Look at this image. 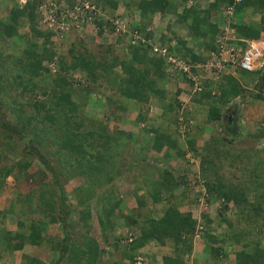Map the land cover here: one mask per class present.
<instances>
[{
  "label": "trees",
  "instance_id": "obj_1",
  "mask_svg": "<svg viewBox=\"0 0 264 264\" xmlns=\"http://www.w3.org/2000/svg\"><path fill=\"white\" fill-rule=\"evenodd\" d=\"M36 1L22 7L11 1L0 18V195L8 177L20 181L29 175L33 160L49 179L10 200L17 209L13 230L4 228L0 210V264H13L14 253L25 245L52 253L50 264H133L149 243L169 249L162 255L164 264H198L188 259L195 235L203 241L207 263L222 264L232 256L230 264H264V147L257 150L247 142H264V120L253 131H243L238 122L245 111L234 101L237 96L247 101L250 93L264 105V73L256 70L250 83L226 72L218 80L202 78L201 89L190 93V73L164 67L148 45L131 42L126 34L108 43L99 22L93 37L104 46L97 54L84 44L87 30L52 41V32L36 23ZM119 1L124 12L137 17L132 26L140 35L192 62L203 60L199 48H213L220 33L217 19L232 0H192L189 6L186 0H99V6L112 14ZM255 12L258 21L250 18ZM156 14L174 15L186 38L169 26L167 34L155 32L151 21ZM233 15L230 26L236 35L264 37V0H241ZM72 34L76 41L58 52ZM94 92L102 93L99 117L85 112ZM187 102L204 111L203 123L217 127H209L200 144L204 128L192 124ZM153 104L159 108L149 114ZM149 149L159 153L161 167L145 160ZM171 160L196 164L199 178L176 172ZM124 175L134 185L127 196L133 199L131 208L113 185ZM200 183L202 192H189ZM69 195L73 202L67 201ZM215 200L222 206L211 216L208 205ZM92 203L109 253L90 233ZM193 205L200 206L196 215ZM229 205L230 218L225 215ZM46 224H57L59 235L43 234ZM119 226L124 234L117 233ZM37 259L22 253L19 264H41Z\"/></svg>",
  "mask_w": 264,
  "mask_h": 264
},
{
  "label": "built area",
  "instance_id": "obj_2",
  "mask_svg": "<svg viewBox=\"0 0 264 264\" xmlns=\"http://www.w3.org/2000/svg\"><path fill=\"white\" fill-rule=\"evenodd\" d=\"M27 1L29 0H14V4L22 7ZM239 2L241 0H232L224 6L222 13L226 20L218 26L220 33L213 40V48H199L197 52L204 58L202 61L192 62H187L188 59L169 51L167 45H162L156 40L153 42L152 37L140 35L136 27L132 26L134 19L122 11L115 10L112 14H106L96 0H37L34 12L37 25L52 32V41L59 40L70 32L82 35L87 30L88 33L94 34L99 28L98 21H101V36L107 37L108 43L112 42L115 36L126 34L131 37V42L139 41L148 45L149 53L161 57L164 67L190 73L194 82L191 93L201 89L199 79L202 78L218 80L225 72L236 76L241 70H259L264 73V37L243 38L236 35L234 28L230 26L229 19ZM191 3L192 0H186L185 6ZM106 24L111 26V33L107 32ZM192 68L196 69L195 74L191 71ZM234 101L239 105V109L243 106L240 97L237 96ZM262 126L264 127V122ZM183 130L184 127L180 125L179 131ZM134 264H141L140 256L135 258Z\"/></svg>",
  "mask_w": 264,
  "mask_h": 264
},
{
  "label": "rangeland",
  "instance_id": "obj_3",
  "mask_svg": "<svg viewBox=\"0 0 264 264\" xmlns=\"http://www.w3.org/2000/svg\"><path fill=\"white\" fill-rule=\"evenodd\" d=\"M11 1L14 2V0H11ZM11 1L10 0H0V18H4V16L6 15L8 9H9V5L11 4ZM96 1H97L98 5H99V0H96ZM122 4L123 3H121L119 1V3H118L119 7L116 9L117 11L122 10ZM233 14H234V12L231 15L232 17H230L231 20L229 19L230 20V24L233 22V19H234L233 18L234 17ZM127 15L131 16V13L130 14L127 13ZM174 17L175 16L172 15V17L167 19V25L168 26L171 23L173 25L175 24L174 23L175 21L173 19ZM258 17H259V14L257 12H255L254 14H251L250 18L252 20H254V21H258ZM224 20H226V18L224 17V14L220 13L219 17L217 19V23L220 25L221 23H223ZM159 21L160 20L158 19L157 20V24H159ZM175 25H177V24H175ZM178 27L179 28H176V27L173 26V28L176 31L178 30L177 35L180 36V37H185L186 38V36H187L186 30L183 29V27H181V26H178ZM89 34L90 35H88L86 37H89L91 40H88V38L86 39V37L83 38L84 44L86 45L87 49L90 52H92L93 54H97L99 52L98 48L101 47L99 49V50H101L103 48V46H104V43L101 42L100 40L94 38L93 37L94 36L93 33H89ZM186 40H187V44L188 45L190 44V46H192V43L189 42V39H186ZM72 41H76L75 34L74 35L73 34L69 35L67 41L62 43V44H60L59 46H57L58 48L56 50H58V52H63L69 46V45L67 46V44H71ZM54 42H56V41H54ZM61 48H62V50H61ZM257 76H258V72H256V71L255 72H248V71L241 70L236 78L240 79L244 83H250V82L254 81ZM101 95H102V93H100V92H94L92 94L93 102L89 103L85 107V112L88 115H91L92 117H99L101 115L102 110H101V107L99 105V101H101ZM247 98H248V100L246 102V107L244 108V111L246 113H247V109L253 111L255 107H258V106H255V104H259V103L253 102L252 105L250 106V102H251V94L250 93L247 94ZM181 100L184 101L185 99L182 98ZM187 105L189 106L188 108L192 109L193 113L190 111L191 114H194V118L192 119L193 120L192 124H195V125H198V126L204 128V133H205L204 136L203 135H199L198 136V140H199L198 142L201 143L202 142V138H206L207 137L206 134H208L210 132V128H217L216 124H214V123H212V124L203 123L201 121V117H202L201 116V114H202L201 112H204V111H199L198 110L199 108L198 107L195 108L191 103L187 102L186 106ZM260 105L262 106L261 102H260L259 106ZM157 107L159 108L158 105H154V104L150 105V107L148 106L149 114H152L154 111H157ZM258 109H259V111L262 110V109L260 110V107ZM127 122H123L122 126H127L128 125L129 128L127 127V129L132 131V132H135L136 131V127L134 125H131L130 123H127ZM238 124L240 125V127H241V129L243 131H245L244 129H249V130L253 131L259 125L257 120H256V122H253V121L252 122L251 121L248 122V121H246V119H243V118H242V122L240 123V121H239ZM189 125H191V124H189ZM247 142H248V145L250 144L251 146L255 147L257 150H259L260 148L264 147V142H262V141H260L258 143H256V142L254 143V142H251L250 140H248ZM130 151H132V150L129 149L127 152H125V155H127V153L130 152ZM158 157H159V153L155 152L153 149H149L147 151V153H146L145 160H147L149 162H153V164L155 163V165L157 167H161L163 165V163L160 160L158 161V159H157ZM186 157L187 156H185V158ZM184 160H182V161H184ZM176 161L177 160H171L170 161L171 166H173V168L176 170V172L185 173L186 176L188 177V179L189 178L191 179L195 174H196V176L197 175L200 176L199 175V171L197 170L198 166H196V164L193 165V166H189V162L188 161H186V162L184 161V163H180L179 161H177V162ZM119 162H120V158L117 159L116 163H119ZM196 167H197V169H196ZM43 169L44 168L41 165V163H39L37 160H33L31 166L29 167V172H28L29 175L27 177H25L24 179H22L20 181H16L11 176L8 177L7 180H6L7 184L4 185V187L2 189V193L0 195V206H1V208H5V209L12 208V209L15 210L14 212H16V207L11 206V204H10L11 201L10 200H12L16 196L17 193H22V194L26 193L28 190H31V189L35 188L38 183L49 179V173L45 172ZM39 170H42V172H40ZM43 172H44V174H43ZM131 181H132V178H129V176H127V175H124L123 177H118V179L115 181V183L113 185H114V188H116V191L120 194V196L127 197L128 195L131 194L130 192H132L133 188H134V185H133V183ZM77 182H79V180ZM111 186L112 185H110L108 188H106V191ZM66 188L68 190H70V188H68V187H66ZM193 190L195 192H202L201 184L196 185L193 189H190L189 192H193ZM177 192H178V190L176 189V190H174L173 194H177ZM70 196L71 195H69V197L67 198V201L73 202L74 199H72ZM127 198H128V200L126 202H129L128 203V207H130V208L133 207L134 206V202L132 201L133 200L132 197L129 196ZM221 206H222V204H221L220 200H215V201H212L211 203H209V205H208L209 215L211 214L212 216H216L217 215L216 210L221 209ZM155 208L156 209L159 208V204H156ZM228 208L229 209L227 211H225V215H226V217L230 218L231 217V215H230V213H231L230 205H229ZM191 209H192V212L196 215L199 212V210H200V206L197 207V206L193 205L191 207ZM158 214L159 213L156 212V215H158ZM7 217H8V220L9 219H13L14 213L8 211V216ZM90 223H91L90 224L91 225V229H90L91 235L93 236V238H95V240L97 242H99V245L101 246V248H104L107 251V253H109L110 249L107 248L104 245V243L102 242V240H101V235L99 233V229H98V226H97V223H96L93 203L91 204V219H90ZM121 223H122V220H119L118 221V225H121ZM8 224H9V222H8ZM221 226H225L223 222H222ZM4 228H6L5 224H4ZM261 228H262V232H264V226H262ZM125 231H126L125 228H123L121 226H119L117 228V233L124 234ZM42 233L45 234V235H56V234L59 235L58 225L57 224H46V225H43ZM195 240H196V248H198V249L194 250L191 254L192 255H197V254L200 255V250L202 251L201 243H200L199 239L195 238ZM146 246H147V248L145 247V249H143L144 255L142 256V258H144V259L141 260V264H146V262H147L146 260H148L150 256L152 257L153 253L155 252V249L158 250V248L155 245H152L151 243H149ZM22 253H24L26 255H30V256L31 255L35 256L36 258H38L37 260H39L41 262V264H50L51 263V259H53L52 253L48 252L47 250H45L43 248H40V247H37V246L25 245V246H23V248L19 252H15L14 253V255H13V264H19L20 254H22ZM105 257H106V254H104V258ZM229 258H230L229 260H227V259L221 260V263L222 264H230L232 262V256H230ZM152 259H154V257H152ZM152 259H150V260H152ZM188 259H189V257H188ZM206 264H210V262L206 263Z\"/></svg>",
  "mask_w": 264,
  "mask_h": 264
},
{
  "label": "crops",
  "instance_id": "obj_4",
  "mask_svg": "<svg viewBox=\"0 0 264 264\" xmlns=\"http://www.w3.org/2000/svg\"><path fill=\"white\" fill-rule=\"evenodd\" d=\"M122 8H123V6H122ZM132 15V14H131ZM159 16V17H158ZM170 17H172V15L171 14H169V15H164V16H161L160 17V15L159 14H156V15H154L152 18V26L154 27V30H155V32H159V33H165V34H167L168 32H167V29H166V27L168 26L167 25V19H169ZM134 19V18H133ZM160 20L159 21V24H157V20ZM174 19V21H175V17L173 18ZM135 21H137V17L135 16V19H134ZM175 23V22H174ZM176 24V23H175ZM173 25L172 23L169 25V28L170 29H172L173 31H175V33L177 34V32H178V30L176 31L174 28H173V26L174 27H176V28H179L177 25ZM184 29V28H183ZM158 35V34H157ZM182 38H185V37H182ZM178 98L180 99H182V98H185L184 97V95H182V94H180L179 96H178ZM253 102H255V103H259L260 104V102L261 101H258V100H254V99H251V102H250V106L252 105V103ZM262 103V102H261ZM259 104H255V106H258V107H255L254 108V110L253 111H251V110H248L247 109V113L245 112V115L244 116H242L243 117V119H246V121H248V122H256V120L258 121V123H261V121H263L264 120V105L262 104V106L260 105L259 106ZM254 105V104H253ZM260 107V110L261 111H259V108ZM157 110H158V107H157ZM200 111V110H199ZM245 117V118H244ZM255 120V121H254ZM204 134L205 133H203V136H204ZM199 140H197V142H198ZM198 144H200L199 142H198ZM0 210H2L3 211V213L5 214V220H4V224H5V229H8V230H13L14 228H15V221H16V213H17V209H16V212H14L15 210L14 209H12V208H8V209H5V208H1V206H0ZM8 211L9 212H13L14 213V217H13V219H9L8 220ZM211 215V214H210ZM212 216V215H211ZM8 222H9V224H8ZM195 238L196 239H199L200 240V243H201V248H202V246H203V241L201 240V237L200 236H198V235H195L194 236V240H195ZM152 244V243H151ZM195 244H196V240H195ZM148 245V244H147ZM153 245V244H152ZM196 246V245H195ZM145 248V247H144ZM144 248H142L141 250H143ZM146 248H147V246H146ZM158 248V250H156L155 249V252L153 253V255H152V257H154V259H152V257L150 256L149 257V259L148 260H146L147 262H146V264H164L163 262H162V255H164V254H168L169 253V249L167 248V247H162V246H160V247H157ZM200 248V249H201ZM196 249H198V248H196L195 247V249L194 250H196ZM140 250V251H141ZM154 250V249H153ZM193 250V251H194ZM207 251L206 250H200V255L199 254H197V255H189V259H191L193 262H196V263H198V264H206L207 263V261H209V256H208V254L206 253ZM144 259V258H143ZM150 259H152V260H150Z\"/></svg>",
  "mask_w": 264,
  "mask_h": 264
},
{
  "label": "clouds",
  "instance_id": "obj_5",
  "mask_svg": "<svg viewBox=\"0 0 264 264\" xmlns=\"http://www.w3.org/2000/svg\"><path fill=\"white\" fill-rule=\"evenodd\" d=\"M102 10H103V9H102ZM103 11H104L106 14H108L105 10H103ZM120 11H122L123 13H125V14L127 15V13L123 11V9L120 10ZM98 22L101 23V24L103 23V22H101V21H98ZM101 24H100V25H101ZM172 44H173V41L171 42V45H172ZM238 74H239V73H238ZM238 74H237V75H238ZM237 75H236V77H237ZM251 99H252V98H251ZM247 100H248V98H247ZM242 102H243V106H242L240 109L244 112V108L246 107V102H247V101H244V99L242 98ZM240 118H241V119H240ZM242 118H243L242 115H239V120H240V122H242ZM196 166H197V165H196ZM196 169H197V167H196ZM202 188H203V187H202ZM143 255H144L143 250H141L140 253H139V255H138V256L141 257V260L143 259V258H142ZM136 257H137V256H136ZM136 257H135V258H136ZM134 261H135V260H134ZM133 263H134V262H133Z\"/></svg>",
  "mask_w": 264,
  "mask_h": 264
}]
</instances>
